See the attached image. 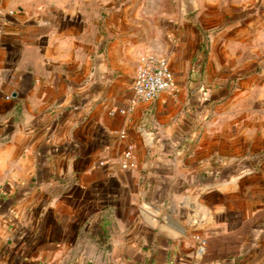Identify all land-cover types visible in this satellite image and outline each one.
Masks as SVG:
<instances>
[{
	"label": "crops",
	"instance_id": "1",
	"mask_svg": "<svg viewBox=\"0 0 264 264\" xmlns=\"http://www.w3.org/2000/svg\"><path fill=\"white\" fill-rule=\"evenodd\" d=\"M214 11L210 44L184 10L0 0V264H264V23ZM152 56L176 87L135 101Z\"/></svg>",
	"mask_w": 264,
	"mask_h": 264
},
{
	"label": "rangeland",
	"instance_id": "2",
	"mask_svg": "<svg viewBox=\"0 0 264 264\" xmlns=\"http://www.w3.org/2000/svg\"><path fill=\"white\" fill-rule=\"evenodd\" d=\"M127 6L128 10H184V0H113V8L121 7V3ZM195 6L194 12L186 14L190 20L194 21L196 18L198 24L200 22H208V31L210 44L213 38L224 30L223 25L219 27L213 26V18L217 17L214 10H229L227 15L228 20H232L230 15H234L239 10H257L258 21L264 23V0H192ZM206 10H211L208 14L201 13ZM202 16V18H201ZM258 51L263 55L264 53V28L258 30ZM264 58V57H263ZM264 65V61L261 62V66Z\"/></svg>",
	"mask_w": 264,
	"mask_h": 264
},
{
	"label": "built area",
	"instance_id": "3",
	"mask_svg": "<svg viewBox=\"0 0 264 264\" xmlns=\"http://www.w3.org/2000/svg\"><path fill=\"white\" fill-rule=\"evenodd\" d=\"M176 87L174 73L164 57H148L139 65L133 81L135 101H153ZM130 153H126L129 158ZM125 168L128 163L123 164Z\"/></svg>",
	"mask_w": 264,
	"mask_h": 264
},
{
	"label": "water",
	"instance_id": "4",
	"mask_svg": "<svg viewBox=\"0 0 264 264\" xmlns=\"http://www.w3.org/2000/svg\"><path fill=\"white\" fill-rule=\"evenodd\" d=\"M196 11L192 0H184V12L185 14H190Z\"/></svg>",
	"mask_w": 264,
	"mask_h": 264
}]
</instances>
